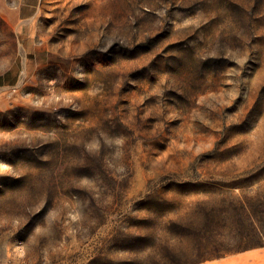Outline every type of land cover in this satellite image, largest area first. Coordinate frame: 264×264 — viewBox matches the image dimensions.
Wrapping results in <instances>:
<instances>
[{
    "label": "rangeland",
    "instance_id": "1",
    "mask_svg": "<svg viewBox=\"0 0 264 264\" xmlns=\"http://www.w3.org/2000/svg\"><path fill=\"white\" fill-rule=\"evenodd\" d=\"M258 245L264 0H0V264Z\"/></svg>",
    "mask_w": 264,
    "mask_h": 264
},
{
    "label": "crops",
    "instance_id": "2",
    "mask_svg": "<svg viewBox=\"0 0 264 264\" xmlns=\"http://www.w3.org/2000/svg\"><path fill=\"white\" fill-rule=\"evenodd\" d=\"M201 264H264V245L246 248Z\"/></svg>",
    "mask_w": 264,
    "mask_h": 264
}]
</instances>
